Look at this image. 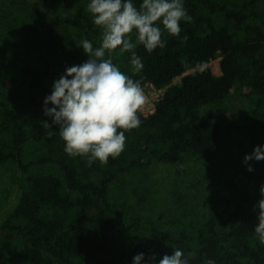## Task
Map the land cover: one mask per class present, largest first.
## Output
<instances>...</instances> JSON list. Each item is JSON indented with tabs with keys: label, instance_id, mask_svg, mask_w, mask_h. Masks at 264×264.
Segmentation results:
<instances>
[{
	"label": "trees",
	"instance_id": "1",
	"mask_svg": "<svg viewBox=\"0 0 264 264\" xmlns=\"http://www.w3.org/2000/svg\"><path fill=\"white\" fill-rule=\"evenodd\" d=\"M47 1L66 26L53 41L20 0H0V164L17 163L21 192L0 229V264H133L141 253L160 264L175 249L189 264H264L254 207L264 198V161H251V172L244 164L264 146V0H182L191 22H180L179 37L162 29L166 47L151 53L134 30L143 69L135 70L130 52H114L113 63L142 88L152 82L166 91L153 115L137 112L141 125L125 132L123 152L90 167L87 158L65 152L43 109L53 82L88 59L81 41L100 47L103 29L88 4L71 13L60 0ZM32 33L54 52L31 47L22 36ZM219 57L216 76L204 66ZM234 100L240 101L235 112ZM189 159L201 165L196 192H174L181 214L166 230L112 207L109 187L122 174L158 164L182 169Z\"/></svg>",
	"mask_w": 264,
	"mask_h": 264
},
{
	"label": "clouds",
	"instance_id": "2",
	"mask_svg": "<svg viewBox=\"0 0 264 264\" xmlns=\"http://www.w3.org/2000/svg\"><path fill=\"white\" fill-rule=\"evenodd\" d=\"M88 11L95 25L102 26V44L94 48L83 39L78 46L88 59L80 65L66 68L65 73L53 82L52 94L44 99L43 113L52 119L65 142V152L72 157L87 158L90 167L94 160L107 165L109 157H118L124 150L125 132L137 129L141 120L137 112L147 102L140 81H134L122 73L113 63L111 56L131 53V64L137 72L144 64L137 56L136 43L131 40L135 30L137 42L151 53L166 47L162 40V29L173 37L182 31L180 22H191L182 0H142L136 7L133 0H91ZM159 22V23H158ZM188 37L182 38L186 42ZM119 49V52L116 50ZM106 50L108 59H105ZM197 67L203 70V65ZM71 78V79H70ZM51 104L53 107L49 108ZM51 128L47 121L41 122ZM118 129H123L118 133ZM251 161H264V146H256L244 157L248 171H254ZM264 197V185L260 188ZM254 207L259 208L255 232L264 243V198ZM182 250H173L165 255L160 264H189ZM155 255L145 259L143 253L133 257V264H154ZM208 264H215L209 260Z\"/></svg>",
	"mask_w": 264,
	"mask_h": 264
},
{
	"label": "rangeland",
	"instance_id": "3",
	"mask_svg": "<svg viewBox=\"0 0 264 264\" xmlns=\"http://www.w3.org/2000/svg\"><path fill=\"white\" fill-rule=\"evenodd\" d=\"M91 0H60L59 6L66 12L76 13ZM22 7L30 10L35 19L46 24L49 40L57 39L66 31L63 21H57L53 10L47 0H20ZM29 36V37H28ZM22 36L24 40L36 50L46 49L54 52L49 40L35 33ZM43 52V51H42ZM220 60L212 61L208 67L214 75L220 76ZM181 78H176L178 83ZM231 109L239 110L240 101L234 100ZM209 108L203 110V115L208 114ZM201 165L189 159L178 169L175 165L158 164L147 169H136L122 174L110 184L108 198L113 208L123 214L134 215L151 221L162 230L169 227L171 221L181 214V209L174 202V192L183 195H192L196 192L193 185L199 182ZM19 168L16 162L8 161L0 164V229L6 219L19 204L21 192L17 185Z\"/></svg>",
	"mask_w": 264,
	"mask_h": 264
},
{
	"label": "built area",
	"instance_id": "4",
	"mask_svg": "<svg viewBox=\"0 0 264 264\" xmlns=\"http://www.w3.org/2000/svg\"><path fill=\"white\" fill-rule=\"evenodd\" d=\"M210 63H212V61H210ZM210 63L206 64L205 66L210 65ZM194 71L195 70L191 72ZM142 89L144 90V93L147 97V102L142 107V110L138 112H140L143 117L147 118L155 113L156 105L163 99L166 88H158L154 83L149 82L145 84Z\"/></svg>",
	"mask_w": 264,
	"mask_h": 264
}]
</instances>
